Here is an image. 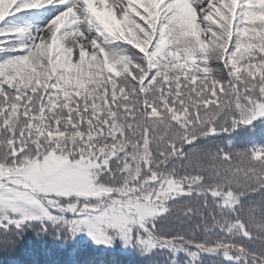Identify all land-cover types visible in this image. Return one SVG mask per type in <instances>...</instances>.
I'll use <instances>...</instances> for the list:
<instances>
[{"label":"snow or ice","instance_id":"obj_1","mask_svg":"<svg viewBox=\"0 0 264 264\" xmlns=\"http://www.w3.org/2000/svg\"><path fill=\"white\" fill-rule=\"evenodd\" d=\"M31 10L53 15L37 24ZM254 121L264 0H0V250L30 230L167 249L169 264H264L231 239L264 243V201L237 190L250 178L264 193V171L233 165L264 163V144L185 151ZM169 217L200 223L167 234Z\"/></svg>","mask_w":264,"mask_h":264},{"label":"trees","instance_id":"obj_2","mask_svg":"<svg viewBox=\"0 0 264 264\" xmlns=\"http://www.w3.org/2000/svg\"><path fill=\"white\" fill-rule=\"evenodd\" d=\"M208 144L223 147L226 151L264 144V124L254 121L253 125L242 126L230 134L210 136L197 141L196 145L185 146V151L188 148L195 150L197 146ZM173 163H184V161H173ZM233 165L240 169L242 176L245 169L249 172L255 169L258 174L264 171V163L255 164L247 159L240 161L234 159ZM237 190L247 194L243 197L245 204L264 201V193H250L252 190L250 178L241 183ZM198 223L200 221L196 219L189 222L176 221L169 217L159 220L158 227L163 228L167 234H175L190 232L196 228ZM257 223H264V218L258 217ZM196 235L197 238L205 235H210L212 238H223L222 233L215 231L205 233L198 230ZM231 239L243 245L250 252L264 255V243L257 239L245 238L242 235H233ZM169 261L170 253L167 249H155L150 255H142L133 247L123 246L119 240L112 247L96 244L84 233H79L74 238L57 239L51 232L36 236L29 230L24 233L23 240L17 244L15 250H0V264H169ZM198 264H233V262L224 261L223 257L218 254H201ZM235 264H245V260L241 259ZM247 264H251V261H247Z\"/></svg>","mask_w":264,"mask_h":264},{"label":"rangeland","instance_id":"obj_3","mask_svg":"<svg viewBox=\"0 0 264 264\" xmlns=\"http://www.w3.org/2000/svg\"><path fill=\"white\" fill-rule=\"evenodd\" d=\"M46 16H47V14H46ZM50 19V18H49ZM47 20H46V18H43V19H41V21H39L38 22V24H43V23H45Z\"/></svg>","mask_w":264,"mask_h":264}]
</instances>
